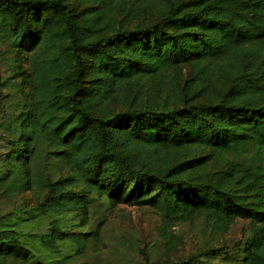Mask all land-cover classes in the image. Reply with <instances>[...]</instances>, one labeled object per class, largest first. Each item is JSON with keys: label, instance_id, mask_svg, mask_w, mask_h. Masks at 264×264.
<instances>
[{"label": "trees", "instance_id": "obj_1", "mask_svg": "<svg viewBox=\"0 0 264 264\" xmlns=\"http://www.w3.org/2000/svg\"><path fill=\"white\" fill-rule=\"evenodd\" d=\"M0 44V264L84 253L104 202L166 226L248 219L232 247L169 264H264V92L237 83L264 91V0H0Z\"/></svg>", "mask_w": 264, "mask_h": 264}, {"label": "rangeland", "instance_id": "obj_2", "mask_svg": "<svg viewBox=\"0 0 264 264\" xmlns=\"http://www.w3.org/2000/svg\"><path fill=\"white\" fill-rule=\"evenodd\" d=\"M74 2L77 4V0ZM11 58L10 51L4 44H0L2 79L12 73ZM231 61L224 60L216 71L220 73L226 68L237 73L249 71L242 70L238 63L231 64ZM182 75L184 79L188 78L190 68L183 66ZM241 77L237 83L240 86L244 85L253 98L259 92H264L255 88V85L260 86L257 80L262 79L249 80ZM25 200H31L30 193L5 198L1 212H8ZM98 212L102 216V233L99 240L92 243L95 245H90L84 253L74 255L71 251L72 257L59 264H169L178 257L188 256L210 247H232L237 241L246 238L253 227L250 220L237 218L228 230H223L205 217L166 226L163 217L154 207L128 203L111 205L104 202L99 206ZM172 236L176 239L172 243L175 244L174 247L168 243ZM225 259V254L220 253L216 262L226 264Z\"/></svg>", "mask_w": 264, "mask_h": 264}]
</instances>
